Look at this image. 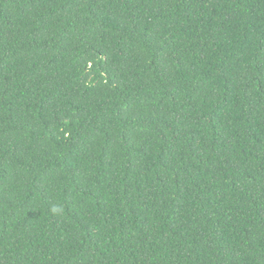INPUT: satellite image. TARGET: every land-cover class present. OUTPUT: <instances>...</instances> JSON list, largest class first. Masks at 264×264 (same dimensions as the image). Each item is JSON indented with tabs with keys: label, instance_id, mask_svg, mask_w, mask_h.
<instances>
[{
	"label": "trees",
	"instance_id": "trees-1",
	"mask_svg": "<svg viewBox=\"0 0 264 264\" xmlns=\"http://www.w3.org/2000/svg\"><path fill=\"white\" fill-rule=\"evenodd\" d=\"M0 264H264V0H0Z\"/></svg>",
	"mask_w": 264,
	"mask_h": 264
}]
</instances>
